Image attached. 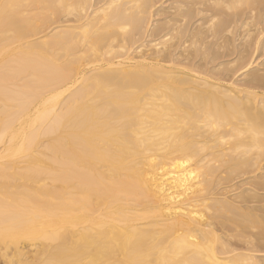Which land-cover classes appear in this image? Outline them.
<instances>
[{
	"label": "bare ground",
	"instance_id": "1",
	"mask_svg": "<svg viewBox=\"0 0 264 264\" xmlns=\"http://www.w3.org/2000/svg\"><path fill=\"white\" fill-rule=\"evenodd\" d=\"M161 2L0 0L2 264H264V0Z\"/></svg>",
	"mask_w": 264,
	"mask_h": 264
},
{
	"label": "rangeland",
	"instance_id": "2",
	"mask_svg": "<svg viewBox=\"0 0 264 264\" xmlns=\"http://www.w3.org/2000/svg\"><path fill=\"white\" fill-rule=\"evenodd\" d=\"M179 0H162V2L161 3H163L164 4V6L163 5H161V4H158V6H156L154 9H153V12H154V17H153V19H152V21H153V25H155V24H158V22H164L166 19H168V18H170V17H172L171 15H172V12H173V8L176 6L175 4L178 2ZM172 4V5H171ZM174 4V5H173ZM158 7H162L161 8V12L159 13V14H156V11L157 10H159L160 8H158ZM158 8V9H157ZM172 8V9H171ZM157 9V10H156ZM168 10H170L169 12H168ZM162 13V14H161ZM64 18H61V20H63ZM64 21V20H63ZM66 23H63V24H60V25H65ZM67 25V24H66ZM157 33H153L152 35H151V37L150 38H148L147 39V41L149 40L150 42H153V41H158V40H160L161 39V35H156ZM156 35V36H155ZM159 42V41H158ZM212 43V42H211ZM212 47H213V45H212ZM177 51H179V50H177ZM177 53V52H176ZM176 53H174V54H176ZM147 57H151V54H149V56L147 55ZM200 58V57H199ZM198 58V59H199ZM233 58V57H232ZM232 58H229V59H224V61L225 60H230V59H232ZM197 59V60H198ZM262 59H264V58H262ZM257 63V64H256ZM255 63V65H254V67L255 68H261V65H259L260 63H261V61H259V63L258 62H256ZM247 79V78H246ZM246 79L245 78H242V77H240V78H238V82H240V83H242V84H244V82H246ZM261 91V90H260ZM249 188H253L257 193H260V194H264V191L263 190H260L259 189V187L258 186H256V187H249ZM257 213V212H256ZM258 214V213H257ZM260 215H262L260 218H264V212H262V211H260V213H259V216ZM262 220V223H263V225H264V219H261ZM262 229V230H261ZM248 231V230H247ZM247 231H246V233H247ZM251 232H252V230H250ZM250 231H248L249 233V235L248 234H246V236H253L255 239H257V241H258V237L261 239V236L263 235L262 233H264V226H263V228H258V229H256V230H253V231H255V232H252L253 234H251V232ZM256 233H257V235H256ZM257 238H256V237ZM264 236V235H263ZM259 239V240H260ZM258 243H262L261 245L259 244L258 246L260 247L259 249H261L262 251L264 250V240L262 241V240H260V241H258ZM3 262L2 261H0V264H2Z\"/></svg>",
	"mask_w": 264,
	"mask_h": 264
}]
</instances>
